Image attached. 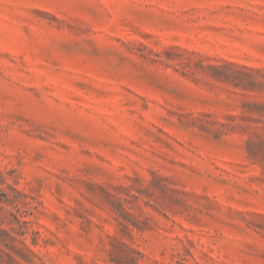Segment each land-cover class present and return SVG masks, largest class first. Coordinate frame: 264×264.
Wrapping results in <instances>:
<instances>
[{
	"label": "rangeland",
	"instance_id": "rangeland-1",
	"mask_svg": "<svg viewBox=\"0 0 264 264\" xmlns=\"http://www.w3.org/2000/svg\"><path fill=\"white\" fill-rule=\"evenodd\" d=\"M0 264H264V0H0Z\"/></svg>",
	"mask_w": 264,
	"mask_h": 264
}]
</instances>
